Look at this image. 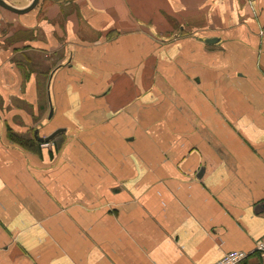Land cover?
Segmentation results:
<instances>
[{"label": "crops", "instance_id": "1", "mask_svg": "<svg viewBox=\"0 0 264 264\" xmlns=\"http://www.w3.org/2000/svg\"><path fill=\"white\" fill-rule=\"evenodd\" d=\"M263 236L264 0L0 6V264L252 262Z\"/></svg>", "mask_w": 264, "mask_h": 264}, {"label": "built area", "instance_id": "2", "mask_svg": "<svg viewBox=\"0 0 264 264\" xmlns=\"http://www.w3.org/2000/svg\"><path fill=\"white\" fill-rule=\"evenodd\" d=\"M40 145L48 147L50 141H41ZM253 252H257L260 256L256 261L251 262L248 260L249 255L252 253L251 251L230 250L212 264H264V236L256 242Z\"/></svg>", "mask_w": 264, "mask_h": 264}, {"label": "water", "instance_id": "3", "mask_svg": "<svg viewBox=\"0 0 264 264\" xmlns=\"http://www.w3.org/2000/svg\"><path fill=\"white\" fill-rule=\"evenodd\" d=\"M38 0H32L31 3L25 7V8H16L14 6H12L11 4L7 3L5 0H0V6L3 7V8H6L8 10H11L15 13H23V12H26L30 9H32L36 4H37ZM53 137V134L44 138V140L41 138H38L39 140L41 141H49L51 138Z\"/></svg>", "mask_w": 264, "mask_h": 264}, {"label": "trees", "instance_id": "4", "mask_svg": "<svg viewBox=\"0 0 264 264\" xmlns=\"http://www.w3.org/2000/svg\"><path fill=\"white\" fill-rule=\"evenodd\" d=\"M23 145H31V144H38V142L40 143L41 140H38L37 138H32V139H23V141H20Z\"/></svg>", "mask_w": 264, "mask_h": 264}]
</instances>
